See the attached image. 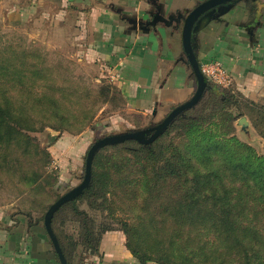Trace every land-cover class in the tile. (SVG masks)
I'll return each instance as SVG.
<instances>
[{
  "label": "rangeland",
  "instance_id": "obj_1",
  "mask_svg": "<svg viewBox=\"0 0 264 264\" xmlns=\"http://www.w3.org/2000/svg\"><path fill=\"white\" fill-rule=\"evenodd\" d=\"M15 7L0 0V214L43 222L50 204L82 181L93 142L149 120L126 110L115 85L87 60L72 14L51 18L38 7L24 16ZM208 85L198 103L148 145L150 155L169 157L175 149L184 157L176 177H165L161 165L152 171L144 161L133 163L132 151L143 144L135 140L104 151L118 165L105 211L79 202L109 227L92 261L141 264L126 247L125 229L131 248L150 257L145 264H161L158 258L168 264H264V194L236 165L234 148L222 146L235 138L264 158V100L232 83ZM57 220L65 221L63 233L79 238L68 211ZM111 233L119 238L106 242ZM87 255L79 247L74 264H90Z\"/></svg>",
  "mask_w": 264,
  "mask_h": 264
},
{
  "label": "crops",
  "instance_id": "obj_2",
  "mask_svg": "<svg viewBox=\"0 0 264 264\" xmlns=\"http://www.w3.org/2000/svg\"><path fill=\"white\" fill-rule=\"evenodd\" d=\"M7 1L24 16L38 7L51 18L72 14L87 60L115 85L126 110L149 120L136 129L159 124L193 100L197 84L183 50L182 20L153 18L185 16L204 0ZM191 42L200 66L220 61L232 84L249 98L264 100V0H235L204 14ZM105 237L106 242L119 238L118 233ZM0 264H60L43 222L0 214Z\"/></svg>",
  "mask_w": 264,
  "mask_h": 264
},
{
  "label": "trees",
  "instance_id": "obj_3",
  "mask_svg": "<svg viewBox=\"0 0 264 264\" xmlns=\"http://www.w3.org/2000/svg\"><path fill=\"white\" fill-rule=\"evenodd\" d=\"M201 97L202 95H200L199 98L192 104L187 105L186 103L175 108L169 119H167L166 121L163 120L164 122L162 121L159 124L155 125L157 126V128L149 134L148 140L145 143L141 144L138 147L137 151H132L131 157L135 158V161H133V163L137 161L139 164H141V162L144 161L146 163V166H148L152 171L154 169L160 168L161 165V168L165 170V177H176L180 173V165L178 164L181 163L182 165H185L184 157L181 156L175 149H171L169 157L165 156L164 154H161L160 156H157L156 154L150 155V148L148 145L151 144V146L153 145L154 147V145H156V143H158L162 138V136L160 135L165 131L169 124L176 120L175 118H177V116L182 112L196 105ZM190 132L195 133L196 130H191ZM201 136L202 138L199 141L200 144L205 142V138H203L202 132L198 137ZM230 140L232 141L231 146H229L228 144H222V146H224L225 149L228 150L234 148V161L236 162V165L242 168L250 176H252L251 178L255 183V187L258 190H262L259 192L264 194V158H259L255 154H252L250 151H245L247 150L246 145L240 143L238 140H235V138H231ZM127 141L130 142L133 140ZM192 141L195 142L194 140ZM227 142L229 141L227 140ZM212 143L215 145L220 144L216 140ZM115 145L117 146V144ZM115 145L103 147L95 154L92 161L91 181L89 186L81 195L63 204L53 215L52 227L69 264H74L73 257L76 255V251L79 247H81V249L86 253L96 254L98 252L102 234L109 230V227L106 224L96 223L94 217H92L87 210L89 209L90 211L95 212H98L100 210L102 212L105 211L106 195L111 193L110 185L108 183L112 178V174L116 172L118 167V165H115V161L113 160L116 158L111 156L110 153L107 154V151H109V148L115 150ZM164 149L167 148H162L161 150L166 151ZM104 151H106L107 153H104ZM80 201L86 203L87 210L80 207ZM65 211H68V213H70L72 217H74V222L77 223V226L79 228L78 239L76 238V236H69L66 233H63L61 228L63 226V223H65L64 220L61 221L60 224H58V215ZM123 232L126 236V247L133 255L138 258L139 263L141 262V264H145L147 260H151L146 252H139L141 254H138L137 250L132 249L130 246V234L126 232L125 229H123ZM158 259L161 261V264H168L167 262H164L162 258ZM134 264L138 263L135 262Z\"/></svg>",
  "mask_w": 264,
  "mask_h": 264
},
{
  "label": "water",
  "instance_id": "obj_4",
  "mask_svg": "<svg viewBox=\"0 0 264 264\" xmlns=\"http://www.w3.org/2000/svg\"><path fill=\"white\" fill-rule=\"evenodd\" d=\"M233 1L235 0H204L203 2L195 6L185 16L179 15L177 18L170 16L167 19H165L162 16H159V14H157L153 18V21L160 20V21H164L165 23H169L171 21L178 22L182 20L183 50L192 68L197 84L196 94L193 100L187 103V105L195 102L199 98V96L202 95L209 88L208 80L201 72L199 62L197 61V58L192 48L191 34L194 25L199 20V18L204 14L215 12L221 6L229 4ZM171 114L167 118H165L164 121L169 119ZM238 123L244 126L246 125L247 121L245 120L244 117H242L238 120ZM156 128L157 126H152V127L127 131L123 133H118V134L105 135L97 139L95 142H93L90 145V147L86 152V156L84 160V174L82 181L78 185H76L75 187L71 188L70 190L62 194L60 197H58L52 204H50V206L48 207V209L46 210L43 216V226L52 243L54 252L56 253L60 264H68V262L62 251L58 238L53 231L52 218L54 213L63 204L81 195L84 192V190L89 186L91 181L92 161L95 154L103 147L119 144L127 140H135L139 143H145L148 140L149 134L152 131H154Z\"/></svg>",
  "mask_w": 264,
  "mask_h": 264
},
{
  "label": "built area",
  "instance_id": "obj_5",
  "mask_svg": "<svg viewBox=\"0 0 264 264\" xmlns=\"http://www.w3.org/2000/svg\"><path fill=\"white\" fill-rule=\"evenodd\" d=\"M200 69L207 80H211L215 84L228 86L231 83V78L220 61L206 62L200 66Z\"/></svg>",
  "mask_w": 264,
  "mask_h": 264
}]
</instances>
